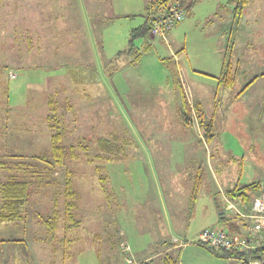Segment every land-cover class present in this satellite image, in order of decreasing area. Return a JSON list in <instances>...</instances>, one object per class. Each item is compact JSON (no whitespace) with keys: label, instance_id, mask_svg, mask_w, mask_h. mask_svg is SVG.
I'll list each match as a JSON object with an SVG mask.
<instances>
[{"label":"rangeland","instance_id":"rangeland-1","mask_svg":"<svg viewBox=\"0 0 264 264\" xmlns=\"http://www.w3.org/2000/svg\"><path fill=\"white\" fill-rule=\"evenodd\" d=\"M73 1L77 11L82 10L79 23L83 29L86 26L88 38V49L82 48V56L77 53V57L68 49L74 45V34L67 26L72 10L69 0H45L49 10L45 24L30 13L34 5L24 0L7 2L11 13L7 23L0 25V89L12 92L16 106L0 108V184L13 177L27 180L30 188L25 218L0 225V233L21 232L27 221L28 232L77 235L72 249L81 248L77 258L82 264H98L95 251L88 246L103 251L105 244L112 252L106 260L102 258V264L109 263L116 258L121 240L139 253H134L136 257L160 264L165 255L163 243L169 244L172 236L183 243L199 228L218 226L213 197L223 206L225 218L234 214L235 210L225 208L220 187L231 183L230 189L239 188L257 179L264 186V155L255 141L258 108L264 100L259 92L238 95L245 70L264 71V0L249 1L246 21L243 18V25L239 21L235 25L238 47L231 61L235 82L231 87L217 85L209 141L199 138L196 122L176 127L181 119L174 118L173 103L180 97L177 90L174 97L172 71L179 75L184 67L189 76L203 83L197 88L190 80L192 91L203 93L204 106L213 108L210 94L217 82L197 72L214 60L218 38L228 36V31L221 32L213 22V0L196 3L166 41L135 38L131 51L130 32L144 23L147 0ZM91 5L92 22L101 21L93 28L88 17ZM49 17H53L51 23ZM58 44L62 49L54 50ZM172 49L182 50L175 55ZM118 52L123 54L118 56ZM50 97L66 132L60 163L52 156L46 122ZM96 136L115 137L121 157L96 159L100 154ZM207 153L211 159L201 160ZM208 162L215 168L219 188L207 174ZM197 165L204 169L202 183L197 198L190 201L191 186L186 188L188 193L184 186L192 177L185 176V168ZM96 166L106 176L105 191ZM68 180L76 193L74 219L82 227L66 231L61 217ZM169 184L175 191L174 202L169 201ZM257 194L249 193L247 206ZM233 202L240 204L237 196ZM225 218L219 220L229 229ZM46 221H56L54 231ZM61 247L65 248L63 243Z\"/></svg>","mask_w":264,"mask_h":264},{"label":"crops","instance_id":"crops-1","mask_svg":"<svg viewBox=\"0 0 264 264\" xmlns=\"http://www.w3.org/2000/svg\"><path fill=\"white\" fill-rule=\"evenodd\" d=\"M147 1H150V0H147ZM201 1H206V0H198L197 4L200 3ZM7 2H10L13 4L14 0H0V25L2 23H4V24L7 23V20H6L7 14L11 13L10 9H7L8 8ZM69 2L71 4L70 8H72V10H69V12H68L69 13V22L67 23V26H68L69 32L74 34V40H73L74 45H73V47L68 48V49H69V51L72 52L73 56L77 57V53H78V56H80V55L82 56V52H81L82 48H84L86 50L88 49L87 48V44H88V42H87V40H88L87 30H86V26L83 29V25L79 23V13H82V10L80 12H78L76 9L75 2L73 0H69ZM213 2H214V10L212 12L213 13V19H214L213 22H214V24H216L215 26L219 30H221V32L226 33V31H228V36L225 37V39H223L222 36H220L218 38V43H217L218 49H216V51H215L216 56L213 57L214 60L212 62H206L203 64V67L206 69L197 70L198 73H201V72L205 73L208 76H210L212 80L217 82L216 85L214 86L216 89L213 90L214 91L213 94L212 93L210 94L212 101H214V102L210 101L212 103V104L210 103V105H212L213 108L210 110V109L206 108V106H204V103H203L204 98H202L200 95V94H203L201 91L200 92L197 91L196 94L192 91L193 86L190 84V80L195 81V79L192 76H189L188 72L185 70L184 67L182 68L180 74L178 75L180 83L182 85L183 91L185 93V96L188 100L190 107H192L194 104H199L201 106V111H202L203 115L206 118L212 119V121L215 118V112L217 110V108H215L216 107L215 100H216V96H217L216 92L218 90V86L222 85L223 87H228V86H224L223 84H221V81H220V76L222 75V73L224 71V63L227 60L226 59L227 58L226 50H227L228 46L231 44L232 47L230 48V52L228 54V56H229L228 61L231 65L233 55L236 52V49L238 47L237 27L235 25L237 24V21H239L240 25H243V18H244V21H246V16H247L246 12L244 10L241 18L239 20H235L232 17V14L230 11V6L228 7L226 5V0H213ZM24 3L28 4L29 6L34 5L35 9L31 8L33 11L31 10L30 13L32 15H34L35 17H37L38 20L41 19L42 23L45 24L44 16L49 11L47 9L48 6H45V0H24ZM194 6L195 5H193L191 8H193ZM91 10H92V5H91V7H89L88 17L91 18L90 26L93 28L94 26L96 27L98 24H100L101 21H95V23L92 22V19L94 18V16H92L93 13ZM86 11H87V9H86ZM222 11L224 12L223 16L221 14ZM188 13H191V9L188 12H186V14H188ZM214 16L215 17L219 16L220 19L216 20ZM52 18L53 17H49V19H51L49 23L52 22ZM221 18H224L223 21L221 20ZM207 21H210V20L207 19ZM62 24L59 25V27H61ZM43 27L48 29L49 26L44 25ZM59 27L55 30L58 31V29H60ZM240 29H242V27ZM232 32L234 33L233 35H232ZM40 34L43 35L41 30H40ZM238 34L242 38V35L240 34V30L238 31ZM251 39L252 38L250 37V40ZM59 46H60L59 44L54 45V47H52V48H54V50L62 49ZM180 50H182V49H179L177 51L172 49L171 52H173L175 55H177L181 52ZM121 54H123V53H121ZM128 54H130V53H128ZM83 55H86V54L84 53ZM201 56L203 57V55H201ZM205 56H206V54H205ZM239 60L238 59L236 60L237 64L240 63ZM236 75H237V71H236ZM235 77L236 76L234 73V82H235ZM245 78H246L245 83H244L243 87L240 89L238 95H242V94L249 93V92H255L256 94H258V92H259L260 97L264 100V71H259V73H253V72H251V70H249V71L245 70ZM195 82L197 83V86H196L197 88L202 87L203 83H201L197 80ZM231 86H229V87H231ZM173 91H174V97H175L176 89ZM178 95H179V92H178ZM12 97H13V94L10 90L0 89V108H13L14 106H16V103L13 102L14 98H12ZM261 102H262L261 108H258L259 109V116L257 117V120H256L257 130L255 133V141L258 143L259 149L261 150V152H263V155H264V108H263L264 102L263 101H261ZM173 105L175 108L174 109L175 110L174 118L175 119H177V118L181 119L180 111H179L180 110V99H178V102H176V103L174 102ZM191 111H192V115H191L192 123H191V125L193 126L194 122L197 123L198 130H199V138L206 141V139L204 138V136L201 132V129L199 127L198 120H197L196 114L194 112V109L192 108ZM183 124H184V122L181 119V121H178L176 127L180 128V127H182ZM185 126L188 127L187 125H185ZM10 135L11 134H7V136H10ZM155 142L156 141H154V143ZM211 155L212 154H210V153L209 154L208 153L203 154L201 156V160H206V159L210 160ZM206 166H207L206 167L207 174L211 178L212 183L215 184L219 188L221 185L217 179V175L215 173L214 166L212 165L213 166L212 167L209 162L206 164ZM194 168L196 169L195 171H194ZM194 168H187V167L185 168L186 173H187V174H185V176L189 179L192 177V180L188 181V183L186 181V184L184 186L185 189L187 187L189 188L190 186L192 189V184L194 181V177L196 175L201 176V183H202L201 172L204 169L203 168L201 169L200 165H197ZM205 173H206V171H205ZM191 181H192V184H191ZM256 182H259V179H257ZM201 183H200V186H201ZM230 184L231 183H229V185ZM229 185H225V187H223V188L220 187L218 190L223 196L225 208H228V210L245 209V208H242L241 205L235 206L232 197H229L227 195V192L229 190H231L232 188H235V187H232L230 189ZM172 187L173 186H171L169 184L168 189H167L168 192L170 193V197H169L170 202L175 201V197H174V195H172L175 193V191H173ZM191 189H190V193H191ZM178 190L181 192V190H182L181 187H179ZM178 190H177V192H178ZM186 190L188 193L189 189H186ZM211 196L212 195H210L208 197L209 201L212 198ZM189 199H190V195H189ZM212 200L214 201L213 204H216V208H219L221 206L218 204L219 201L217 200V198L213 197ZM0 202H1V200H0ZM64 205H63V207H64ZM210 207H212V206H210ZM76 208L77 207H75V209ZM222 208H223V206H222ZM247 208H249V206ZM83 209H87L86 206H83ZM25 214H26V209L24 211H21V216L19 217L18 220H14L11 222H1L0 225H2L4 223L10 224V223L19 222L23 218H25ZM63 215H64V210H63L62 217H61L62 220H63ZM227 218L234 221L239 226V229L241 232L244 229V225H247V223L250 222V220H247V221L246 220H240V218L235 214V212H234V214H228ZM219 219L220 218L218 216V221L215 222L216 225L222 226L228 231V228L226 227V225L224 223H222ZM63 223L64 224L62 226V229H65L64 220H63ZM80 227H82L81 223L78 226L72 227L71 229H80ZM11 228L14 229L13 226H11ZM204 228H207V226L199 228L196 231L195 236H193L192 238L188 239V241L183 242V243L182 242L178 243L177 237L172 236L170 238L169 244L163 243V244H165V245H163L164 254L175 256L177 258V264H239L238 260L234 257L222 256L218 253L210 252L205 247L194 242L195 238L197 237V234ZM27 229H28L27 221H24V225L22 227L21 232L0 233V264H82L81 260L77 258L78 254L81 253V248L72 249V246H74V244H75L74 242H76L78 240L77 235H75V236L71 235V237H68L65 231H62L60 234L56 235L55 233H50V232H28V231H26ZM71 229L67 228L65 230L69 231ZM228 232H230V231H228ZM230 233H234V232H230ZM50 241H51V243H49ZM118 242H119V245L121 242L127 243L125 240H121ZM61 243H63L65 248L61 247ZM88 247H90L91 249H93L95 251V256H97V258H98V264H102V258H105V260H106L107 257L111 256L112 247L109 248V245L105 244L103 251H100V248L94 249L93 246H88ZM119 249L120 248L118 246L116 248V252H115L116 258H112L111 260L109 259V263H106V264H125L124 258L122 257L123 255H121ZM91 252L92 251H90V253ZM134 253L139 254V253H136V251ZM144 259H146V258H144ZM162 261H163V257L160 261V264H162ZM157 264H159V263H157Z\"/></svg>","mask_w":264,"mask_h":264},{"label":"trees","instance_id":"trees-1","mask_svg":"<svg viewBox=\"0 0 264 264\" xmlns=\"http://www.w3.org/2000/svg\"><path fill=\"white\" fill-rule=\"evenodd\" d=\"M198 0H150L146 1L145 8H144V23L130 32V40H129V51L133 49V43L135 38H148V33L151 27V20L152 16L155 15L157 12L161 11L163 8H168L171 4L177 3L179 7L183 8L185 12H188L193 5L197 3ZM250 0H226V5L230 6V11L232 17L235 20H239L248 5ZM177 25V24H176ZM232 45L230 44L226 50L227 60L224 63V71L220 76V81L224 86H231L234 83V73L232 72L231 65L229 63V52ZM123 52H118L120 55ZM228 61V62H227ZM174 85L176 90L179 92L180 97V116L182 121L185 125L190 126L192 123V108L196 114L199 127L201 132L206 140H211L213 136L212 128H213V121L210 118H206L202 111L201 106L199 104H194L190 107L188 100L185 96L183 91L182 85L179 80L178 74L174 71ZM49 105V114L46 116L47 127L50 132V146H51V153L53 158L56 162L60 163L62 161L64 155L63 149V139L66 134L64 126L61 125V120L58 116L57 106L55 101L52 97L48 100ZM115 137L111 136L109 138L104 136H96V144L99 151V155H96V159L101 158V155L105 156L108 160H113L116 158L121 157V147H119L116 142L113 140ZM96 170L98 171V179L100 181V186L103 191H105V181L106 176H103L101 172V166H96ZM69 180L67 181V187L65 189V195L67 200H65L64 205V215L63 220L65 222V229H71L72 227L78 226L80 224L79 221L74 219L73 209L75 208V198L76 193L69 185ZM201 183V176L196 175L194 177V181L192 184V189L190 193V201H194L197 198V194L200 189ZM261 182H252L250 184L232 188L227 192L229 197L235 198L238 197L239 205L242 208L247 209L246 200H248L249 193L253 191L259 192L262 189ZM29 182L27 180H17L13 177L9 178L4 183L0 184V223L1 222H11L14 220H18L21 216V211L26 209V204L28 202L29 196ZM240 189L239 192L236 191ZM219 207V206H218ZM221 212L218 213L219 218H225L224 208L219 207ZM226 223L228 224V231L241 233L239 226L229 218H225ZM46 225L48 224L49 230L54 231L57 227L56 221L50 223L49 221L45 222ZM51 224V225H50ZM261 251L253 252V256H256ZM222 256H231V257H238L239 255L228 253V252H217ZM142 264H149V263H142ZM162 264H177V258L172 255H165L163 257Z\"/></svg>","mask_w":264,"mask_h":264},{"label":"built area","instance_id":"built-area-1","mask_svg":"<svg viewBox=\"0 0 264 264\" xmlns=\"http://www.w3.org/2000/svg\"><path fill=\"white\" fill-rule=\"evenodd\" d=\"M185 15V10L177 3L163 8L152 16L148 38L166 41L169 32L184 19ZM247 209V212L235 210L240 220H250L244 225L241 233H230L222 226H212L202 229L194 242L213 253L237 254L239 256L234 258L239 264H264V186ZM119 247L125 264L148 263L146 259L136 257L127 243L121 242ZM258 250L261 252L253 256L252 253Z\"/></svg>","mask_w":264,"mask_h":264},{"label":"water","instance_id":"water-1","mask_svg":"<svg viewBox=\"0 0 264 264\" xmlns=\"http://www.w3.org/2000/svg\"><path fill=\"white\" fill-rule=\"evenodd\" d=\"M217 212H219V213L221 212L220 208H217Z\"/></svg>","mask_w":264,"mask_h":264}]
</instances>
